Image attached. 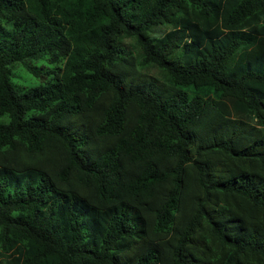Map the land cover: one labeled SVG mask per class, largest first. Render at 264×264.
<instances>
[{"label": "trees", "instance_id": "obj_1", "mask_svg": "<svg viewBox=\"0 0 264 264\" xmlns=\"http://www.w3.org/2000/svg\"><path fill=\"white\" fill-rule=\"evenodd\" d=\"M0 264H264V0H0Z\"/></svg>", "mask_w": 264, "mask_h": 264}, {"label": "rangeland", "instance_id": "obj_2", "mask_svg": "<svg viewBox=\"0 0 264 264\" xmlns=\"http://www.w3.org/2000/svg\"><path fill=\"white\" fill-rule=\"evenodd\" d=\"M170 28L169 27H161L159 30H158V33H164L166 32L167 30H169ZM12 80L15 82L16 81V78H13L12 77ZM18 81L23 84V85H26V86H29V85H32L33 83H37L39 82L40 80L39 79H30L28 77V75L26 74V72H19V78H18Z\"/></svg>", "mask_w": 264, "mask_h": 264}]
</instances>
